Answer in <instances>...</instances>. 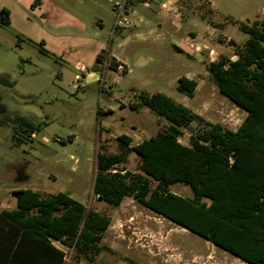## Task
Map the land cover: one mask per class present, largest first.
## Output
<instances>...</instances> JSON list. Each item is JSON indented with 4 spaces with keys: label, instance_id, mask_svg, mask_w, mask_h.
Here are the masks:
<instances>
[{
    "label": "rangeland",
    "instance_id": "obj_1",
    "mask_svg": "<svg viewBox=\"0 0 264 264\" xmlns=\"http://www.w3.org/2000/svg\"><path fill=\"white\" fill-rule=\"evenodd\" d=\"M33 1L0 0V9L9 11V23H0V74L14 82L0 84V209L15 206L14 189L30 188L42 195L65 192L104 212L110 223L102 251L89 261L55 242L65 252L64 264H248L131 195L117 206L97 200L92 183L96 153L119 152L117 136H130L133 145L166 126L147 107H129L141 92L164 93L205 120L238 127L246 111L219 93L207 64L220 55L235 58L229 40L241 45L248 35L239 24L264 20V0H150L149 7L137 2L129 23L116 30V0H50L65 14L46 22ZM163 2L179 8L182 17ZM100 49L120 64L118 70L106 59L96 63ZM183 75L197 82L191 98L176 90ZM15 116L38 125L32 137ZM197 127L182 129L179 141L187 144ZM113 169L142 173L134 152ZM168 189L192 195L181 183Z\"/></svg>",
    "mask_w": 264,
    "mask_h": 264
},
{
    "label": "trees",
    "instance_id": "obj_2",
    "mask_svg": "<svg viewBox=\"0 0 264 264\" xmlns=\"http://www.w3.org/2000/svg\"><path fill=\"white\" fill-rule=\"evenodd\" d=\"M0 23H9L6 8L0 9ZM239 30L248 37L241 45L229 40L235 58L220 55L207 64L219 93L246 111L238 127L233 130L205 120L164 93L141 92L129 107H147L167 124L133 145L130 136H117L121 147L117 153L97 152L92 191L97 200L114 206L131 195L242 261L264 264V20L239 24ZM42 44L39 50L48 53ZM104 52H98L96 63L106 59L118 70L120 64ZM0 84L14 82L0 74ZM196 86V80L183 75L176 90L191 98ZM13 121L28 137L38 128L22 116ZM191 123L198 127L182 144V129ZM129 152L137 155L141 174L113 169ZM176 183L188 186L192 195L171 192L168 187ZM12 193L16 205L0 209V264H64L65 252L55 242L89 261L102 251L99 243L110 223L104 212L65 192L42 195L17 188Z\"/></svg>",
    "mask_w": 264,
    "mask_h": 264
},
{
    "label": "crops",
    "instance_id": "obj_3",
    "mask_svg": "<svg viewBox=\"0 0 264 264\" xmlns=\"http://www.w3.org/2000/svg\"><path fill=\"white\" fill-rule=\"evenodd\" d=\"M137 2H144L143 3V5L144 6H146V7H149V3H150V0H134V2H133V5L135 4V3H137ZM30 4H31V2H30ZM30 4H28V6L30 7ZM36 10H34V11H38L39 12V17L41 18V20H43V21H48L49 19H52V18H57V17H60V16H62V15H64L65 14V9H63V8H58V7H56V6H54V4H52L51 2H50V0L48 1V0H44V2H41L40 1V4H36ZM162 7L164 8V9H168V10H171V9H173V6H171V3H169V4H167V3H162ZM35 8V7H34ZM176 9V10H175ZM175 9H173L174 10V16H175V18H177V19H179L180 17H182L181 16V13H176L175 11H178V9L179 8H175ZM132 12H133V10H132ZM60 15V16H59ZM180 15V16H179ZM53 27H55V26H53ZM56 28V27H55ZM81 29H84V26H81ZM80 31H82V30H80ZM80 33H82V32H80ZM83 33H85V32H83ZM86 35V34H85ZM183 38H185V37H183ZM172 43V46L173 47H176V49L178 50H180L181 49V47L179 46V44L178 43H175V42H171ZM100 50H102V49H100ZM99 50V51H100ZM98 51V52H99ZM98 52L96 53V54H98ZM123 64L125 65V63L123 62ZM120 66V65H119Z\"/></svg>",
    "mask_w": 264,
    "mask_h": 264
},
{
    "label": "built area",
    "instance_id": "obj_4",
    "mask_svg": "<svg viewBox=\"0 0 264 264\" xmlns=\"http://www.w3.org/2000/svg\"><path fill=\"white\" fill-rule=\"evenodd\" d=\"M134 0H116L113 5L115 10L114 30L119 27H124L129 23L128 16L132 13Z\"/></svg>",
    "mask_w": 264,
    "mask_h": 264
},
{
    "label": "water",
    "instance_id": "obj_5",
    "mask_svg": "<svg viewBox=\"0 0 264 264\" xmlns=\"http://www.w3.org/2000/svg\"><path fill=\"white\" fill-rule=\"evenodd\" d=\"M227 98V97H226ZM15 205H16V198H15ZM183 228H185V227H183ZM185 229H187V228H185ZM188 230V229H187Z\"/></svg>",
    "mask_w": 264,
    "mask_h": 264
}]
</instances>
